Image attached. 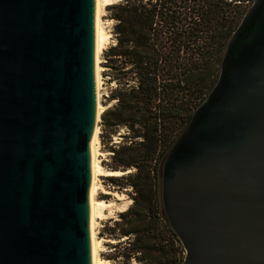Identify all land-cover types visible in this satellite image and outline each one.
<instances>
[{
  "label": "water",
  "instance_id": "obj_1",
  "mask_svg": "<svg viewBox=\"0 0 264 264\" xmlns=\"http://www.w3.org/2000/svg\"><path fill=\"white\" fill-rule=\"evenodd\" d=\"M96 1L0 0V264H92ZM161 200L182 264H264V0L170 148Z\"/></svg>",
  "mask_w": 264,
  "mask_h": 264
},
{
  "label": "trees",
  "instance_id": "obj_2",
  "mask_svg": "<svg viewBox=\"0 0 264 264\" xmlns=\"http://www.w3.org/2000/svg\"><path fill=\"white\" fill-rule=\"evenodd\" d=\"M255 0H121L107 7L114 42L103 66L115 84L101 114L111 147L110 176L132 189L110 236L133 238L124 253L140 264H182L185 250L161 200L164 160L216 84L227 45ZM113 103V104H111ZM128 172V171H127ZM118 230V231H116Z\"/></svg>",
  "mask_w": 264,
  "mask_h": 264
},
{
  "label": "rangeland",
  "instance_id": "obj_3",
  "mask_svg": "<svg viewBox=\"0 0 264 264\" xmlns=\"http://www.w3.org/2000/svg\"><path fill=\"white\" fill-rule=\"evenodd\" d=\"M119 1L121 0H113L112 3H116ZM102 21L105 31L107 33V39L105 41L104 49L102 53H100L98 56L99 57L98 65L100 67L101 104L104 106L102 109L103 110L102 113H103L104 110L107 108L106 104H108V97L110 95V91L115 86V84L110 81V76L107 75L108 69L104 67L102 64L104 63V57H103L104 51L109 47V45H111L114 42L113 40L114 22L110 20V13L107 11V7H105V9L103 10ZM100 121H101V115H100V119L97 122L99 129L97 146L99 152H101L102 154L100 156L101 163L106 169H108V166L112 164L113 152L111 151V147L113 144L118 145L119 143L121 144L123 143L122 136L126 134V130L122 129L117 135H113L111 141L109 135H105L104 139L102 140ZM127 171H124L126 173L123 175H127L131 172H134L135 170L129 169ZM108 177L110 176L99 177L101 190L99 191L98 197L114 203L112 207H109L105 210L106 213L105 218L98 220L97 237L104 239L100 254L104 259L110 261L111 264H140L134 258L131 259V261L129 262L124 256V253H128V249H130V245L133 242L132 241L133 238H131V240L129 239V237H123L121 239H118L110 236L111 232H115L113 228H115V221L119 220V213L125 211L132 204V199L129 195L132 192V189L124 188L123 190H120L116 185H114L109 180Z\"/></svg>",
  "mask_w": 264,
  "mask_h": 264
},
{
  "label": "bare ground",
  "instance_id": "obj_4",
  "mask_svg": "<svg viewBox=\"0 0 264 264\" xmlns=\"http://www.w3.org/2000/svg\"><path fill=\"white\" fill-rule=\"evenodd\" d=\"M113 0H97L96 1V39H95V81H96V100H97V122L100 119L103 105L101 104L100 92V67L98 65L99 54L102 53L107 39V33L103 26L102 13L105 7L111 4ZM98 125L96 124L94 135L91 144V244H92V264H111L110 261L104 259L101 254V248L104 239L97 237L98 220L104 219L106 216L105 210L114 205L111 201H106L98 197L101 185L99 177L103 176H120L125 174L123 171H112L106 169L102 163L98 150Z\"/></svg>",
  "mask_w": 264,
  "mask_h": 264
}]
</instances>
